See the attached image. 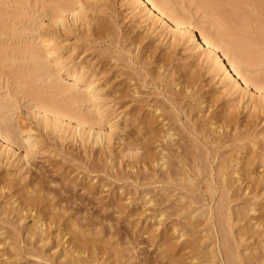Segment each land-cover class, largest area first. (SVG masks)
I'll list each match as a JSON object with an SVG mask.
<instances>
[{
	"label": "bare ground",
	"instance_id": "obj_1",
	"mask_svg": "<svg viewBox=\"0 0 264 264\" xmlns=\"http://www.w3.org/2000/svg\"><path fill=\"white\" fill-rule=\"evenodd\" d=\"M17 1L21 5V2L25 0ZM45 1L47 5L45 4L41 13L47 15L49 20L57 26V29L68 32L76 28L86 29L88 27L89 29L92 25L93 18L91 19L87 12L85 0ZM126 1H130L131 7L136 11L135 14H140V18L145 21L151 19L155 23H159L162 27L160 32H164L169 37L172 46L176 47L183 40L190 42V44L186 42L187 51L198 55L197 58H200L201 62L207 58L205 64H208V69L212 73L210 76L212 79L216 76L221 78L227 91L229 90L231 93L240 91L242 98H247L252 103H254V93H259L260 99L264 102V66L261 67L262 64L264 65V16L246 17L247 13H245L246 16L243 13L244 16H240L241 13L236 15L237 11H235L236 13L229 11L228 13L231 14L226 16L227 11L230 10V8L226 10L228 1L200 0L202 6L211 15L214 16L217 12H222L219 14V18L211 19V21L214 20L213 22L210 20L207 22L203 17H196L178 0ZM252 1L264 13V0ZM23 4L25 3L23 2ZM23 4L22 6H24ZM18 14L20 13L18 12ZM238 16L239 18H237ZM46 24V21L41 19L26 28L24 33L27 40L26 45L17 48L19 50L17 55L14 52H9L8 48H0V55L3 56L0 59L9 60V62L16 61L20 57L23 60L26 59L31 66L30 72L25 76V82L29 89L33 90L36 87L38 90L37 83H39L38 86L44 85L41 89L43 87L52 89L56 96H60L46 95L37 92V90L36 92L27 90L29 93L31 92L32 96L28 107L32 110L36 123L43 131H50L49 134L61 137L59 139H63L65 136L66 138H77V141L79 140L82 144L98 146L100 150L97 157L90 163L84 160L87 157H75L83 164L72 169L69 168L67 176H64L65 178L70 176V181L75 182V186L72 187L74 190L69 191L71 196H68L67 189L61 184L62 180H58L54 176L49 177L50 175L47 176L44 174L45 172L42 173L37 166H34V159L38 157V152H43L38 147H41L44 141L37 135L35 138L32 131L26 130L19 120L16 121L12 118L13 103L5 95L0 94V164L5 160L6 163L21 162L23 164L19 163L21 166L27 165L31 169L35 168V171L39 170V174L33 175V171L29 172L30 178L23 176L24 179H28L26 182H23L21 176L22 179L18 177L20 181L18 179L17 182L10 180V176H7L8 172L6 176L2 174L4 178L9 177L10 182L4 183V180L0 182V196L1 194L3 196L5 194L6 197L11 195L13 199L9 200V203L4 201L7 205H2L0 208V235L7 232L0 238V264H11L7 261L11 257L7 255L10 250L15 252L25 250L24 253L27 256L40 259L36 264H95L100 257L107 254L115 253V258L123 256L120 254L121 248H117L107 238L110 233L108 226L105 225L100 230H94L97 221H91L93 216L82 215L83 211L81 213L77 207L69 205L74 203L75 198L77 199L74 196L80 191L94 193L95 188L93 187L100 186V184L94 185L96 182H91L95 176L87 184L83 181L89 179L90 173L100 172V169L104 167L107 155L104 149L110 148L122 139L129 140L130 147H132L131 144H136L133 146L135 149L131 150L134 152L131 154L130 151L132 159L127 162L124 173L134 176L133 179L138 183H141L140 180L143 183L146 179H153L150 183L164 184L165 188H160L164 189L163 194L166 195L158 197V192L151 193L150 189L145 188L139 196L131 198L127 194L126 199L125 197L124 199L120 198L126 200L127 205L120 204L122 201H118L115 206L123 209L140 203L142 210H139L138 207V210L132 209L128 214L129 217L133 214H143L149 209V206L151 207L150 220H157L158 223L155 226L164 223L163 229H159L157 226L151 231L154 233L159 231V234L163 236L161 240H164V237L175 235L173 237H177L176 240L181 241V246L176 253L172 251L175 244L173 241L170 243V237L166 238L169 239V243L163 242L164 246L168 247H165L163 252H167V249L172 252L168 256L171 258L168 260L169 264H187V260H184L186 258H183L185 254L189 255L187 257V259L190 258L188 259L189 264H264V214L260 211V214L256 215L259 208L256 207L257 199L248 196L254 191V184H264V169L259 170L261 167L258 166L259 159L262 157L264 159V140L258 139V143L253 138H248L251 145L243 142L238 144L237 141L246 139L245 134L238 131L243 124H237L238 120L232 110L222 109L215 114L210 110L214 100L201 95V93L199 94V106H197L198 114L201 112L204 114L206 109H208L206 112L211 111L210 114H202L203 120L198 123L192 114L188 113V123L182 121L183 124H178L182 125L178 126L181 127L178 129L175 122L181 121L179 108L183 109L181 106L183 100L198 94L195 92L194 86L198 81L195 74L197 72H193L192 66L189 64L185 68L190 66L193 73L190 70L188 72L182 66L187 73L182 70L183 73L179 74L178 79L184 76L185 80H175L173 88H170V94L165 95V100L169 101L168 106H160L158 101L151 103V101L141 98V95H139L140 98L134 97L141 92L139 91L141 86L138 88L139 83H137L139 78L127 75L126 80H128L129 88L133 87L128 90L134 96L127 100L126 92L124 95L123 93L118 94L117 91L119 100L121 98V103L117 102V104L125 106L120 114H123V117L130 115V118H125V121L130 119L135 131L128 130L129 125L126 123L119 131L117 129L120 127L119 124L108 117L109 106L112 104L111 101L104 98L105 92L102 91L105 81L104 84L100 83L98 77L100 72L96 69L93 70L94 68L89 71L87 65L64 57L63 45L61 46L57 41V33L55 36L53 31L46 28ZM240 29L246 33L242 35ZM141 40L134 41V48H131L133 43L128 46L131 48L132 54L142 45ZM142 52L144 51L141 47L139 53L144 56L146 53ZM203 54L205 57L202 56ZM119 56L121 55L118 54ZM170 56L171 53L167 55L171 60L172 56ZM139 57L136 58L139 59ZM154 58L153 61H155ZM169 58L162 57L156 60L160 70L157 73L158 76L153 75L154 77L164 76L161 70L166 72L165 68L168 67ZM146 61L149 63L148 60ZM150 73L152 74V72ZM150 77L153 78V81L154 77ZM180 84L181 86L177 89L176 87ZM252 88L253 91H251ZM116 95L114 94V97ZM116 98L114 100L117 101ZM254 104L256 105V103ZM143 107L147 108L146 114L141 113ZM234 127L236 128L233 129ZM234 130L235 132L232 133ZM234 142H237L236 146L232 147ZM227 147L231 148H229L231 152L226 156L224 150L221 149ZM130 154L128 157H131ZM216 161L217 165L214 167L213 163ZM114 166L111 169H114ZM82 177L85 179L82 182H77ZM78 183L81 184V188L76 191ZM4 189H7L9 195ZM198 192L201 196L203 195L202 198L205 200L208 198L209 202L207 200L204 201L205 203H200L201 201L198 199L201 197L196 195ZM174 195L179 199L172 204L171 207L175 206L171 210L170 204L165 203L164 205V202L170 201L172 199L170 196ZM85 208L84 210H86ZM69 210L78 211L77 214H81L84 218L86 216L85 221L82 220L83 217H81V221L80 218L70 221L72 212ZM172 215L177 218L165 223L166 219ZM28 217L32 218L30 225L26 224L27 221L26 223L23 221ZM4 224H9L11 228L7 227L6 231ZM109 227L112 228V225ZM116 232L115 230L111 234L115 235ZM53 237L59 241L58 245H62L60 249L62 252L58 258H55L57 253H51V255L45 248ZM157 244H160L159 241ZM3 247H6L5 250ZM178 250L181 252L179 256L177 255ZM183 251H186L184 255ZM60 258L61 260H58Z\"/></svg>",
	"mask_w": 264,
	"mask_h": 264
},
{
	"label": "rangeland",
	"instance_id": "obj_2",
	"mask_svg": "<svg viewBox=\"0 0 264 264\" xmlns=\"http://www.w3.org/2000/svg\"><path fill=\"white\" fill-rule=\"evenodd\" d=\"M178 1L185 8L192 11L196 17L198 18L203 17L204 19H206L207 22L208 20L211 21V19L215 20V18L216 19L219 18L220 16L219 14L222 13V12L221 13L217 12L218 14L217 15L215 14L216 12L215 11L214 12L215 15L214 16L211 15L202 6L200 0H178ZM226 1L229 2L228 5L225 3L227 6L226 10L230 8V10L227 11L226 16L228 14H231L228 13L229 11H233V12L237 11V13L235 12L236 15H238V13H241L239 14L240 16L242 15V13L245 16L248 14L246 17L259 16V15L260 17L264 16L263 10L252 0H232V3H230L231 0L230 1L226 0ZM23 2L25 4H23ZM23 2H21L20 5V3L17 0H0V20H1L0 48H4V47L6 49L8 48L9 52L11 53L14 52L15 55H17L19 53L18 49L25 46L27 42L24 36L25 29L29 28L33 23L41 19L45 20L47 23L46 28L51 32L53 31L54 35L57 33L56 34L57 36L56 35L55 36L58 39L57 41L61 44V46L63 45L64 57H66L67 59L69 57V59L71 58L77 63H83L84 65H87L89 71L94 68L93 70L96 69V71L100 72V74L98 75L99 81L102 84L105 83L103 85L104 87L101 84V87L104 88L102 92L103 93L105 92L104 98H106V100L111 101L110 103L112 104V106H109L108 117L110 119H113L114 121H116V123L119 124L120 127L117 128L119 131H121V128L123 127V125H125V123L129 125L127 127L128 130H131L133 132L135 131V127L133 123L130 121V119L125 121V118H130V115L123 117V114H120V111L125 106H121L117 104V102L119 103L121 100V98L119 100V95H118L120 93H123L125 95L124 92H126V94H128L129 97L126 98L127 100L130 99L132 96H134L131 95L132 92L128 90L133 88V87L129 88L128 80H126V78H128L129 75L132 76L134 75V78L136 79L139 78L138 79L139 82L137 83L140 84L141 81V84L140 85L138 84V88L141 86L139 91H141L142 94L140 92L136 94V96L134 97H138V98L141 97L144 100L151 101V103H153V101L155 102L158 101V104L160 106H165V105L168 106L169 101L165 100V95L170 94L169 93L171 92L170 88L171 89L173 88L174 82L179 80H185L184 76L178 79L179 74L181 75L183 72L187 73L183 70L184 68L187 69L188 72L189 70L191 72L192 70L193 72L194 71L197 72L195 74L198 77V81L194 86H195V92L196 93L198 92V94H195L193 97H188L183 100L181 106H183L184 110L179 108L181 121L175 122V124H177L176 125L177 127L182 126V125H178L180 123L183 124L182 121L188 120V116H187L188 113H191L194 119L197 120L198 123L202 122L204 117L203 115L210 114L211 111L206 112V110L208 109L205 110L204 114L202 112L198 114L199 108L197 106H199V94L201 93V95H205L209 99L214 100L213 107H211L210 110L214 111L215 114H217L218 111L222 109L232 110V112L236 115V118L238 120L237 124L240 123L243 125L246 124L245 125L246 127L245 126L242 127L243 125H241L240 129H238V131H241V133L243 132L246 135V136L244 135L246 139H244V137L242 136L244 140L237 141L238 144H242L241 142H243L251 145V141L249 140L250 141L249 142L248 138L249 139L253 138L254 141L256 140L258 143H259L258 139L262 141L264 140V109H262L264 108L262 107V105H264V102L260 99L259 93H254L253 102L256 103L255 105L254 103H252V101H249L247 98L243 99L240 91H232V93L229 90L227 91V89H225V86L221 82V78L216 76V78L214 77V79H212V76H210L212 75V73L208 69L207 66L208 64H205L207 58L204 59V62L203 61L201 62L200 58L199 59L197 58L198 55L193 54V52H191L190 50H189L190 52L187 51L188 49L186 46H188L187 43L190 44V42H187L186 40L187 42L186 43L183 40L185 43L182 41L181 43H178L176 47L174 45L172 46L169 37L166 36L164 32L163 33L160 32L162 30V27L159 25V23H155L151 19L145 21L143 18H140L139 16L140 14L139 15L135 14L136 11H134L133 8L131 7L132 4L130 3V1L127 2L126 0H85L87 6V12L90 14V18L91 19L93 18L91 21L92 25H90L89 29L88 27L86 29L76 28L68 32L62 31L59 28L57 29V26L51 20H49L48 16L41 13L43 12V7L45 6V4L47 5V2L45 0H25ZM48 2H50V0ZM22 4L24 6H22ZM230 4H232V7H230ZM1 10L5 14V16L1 12ZM18 12L20 14L17 15ZM237 18H239V16ZM240 18H244V17H240ZM235 20L236 18L234 19V21ZM245 33L246 32L242 30V35H244ZM136 39L137 41L138 39H142L141 40L142 45L140 46V48L142 47V51H144L142 53L143 54L146 53L147 55L146 54H144V56L141 55L140 54L141 52L139 53L140 48L134 50L135 55L130 52V49L134 48L133 46H135L134 41H136ZM131 43H133V45ZM130 45H132L131 48L128 47ZM125 48H128L129 51L128 49ZM144 48H146L147 50L145 51ZM150 51L152 52L149 53ZM117 53L120 54L121 56L118 57ZM136 53L138 54L137 56ZM170 53L172 56V57L170 56L171 60L169 57H167V55ZM151 55L153 56V58L155 57L154 58L155 61H153ZM202 56L205 57V54H203ZM0 57L3 56L0 55ZM113 57L115 58L117 57V59L119 58L120 59L116 61L117 59ZM136 57L137 58L139 57V59H137ZM162 57H165L167 59L169 58L170 61L168 60L169 61L167 64L168 67L166 66L165 68L166 72L165 71L163 72L161 70V73H163L164 76H161L160 78H156L158 76L157 73L160 70V68L157 65L158 62L156 60H159ZM25 60H23V58L21 57L17 58L16 61L13 60V62L12 61L9 62V60L0 59V94L5 95L7 98H9V100H11V103H13L12 105L13 109L11 110L14 114L10 111V113H12V118L16 121L19 120L20 124L23 125L26 130L32 131L33 134H35V138L39 137L42 139V141H44L42 142L43 143L42 146L40 144L41 147H38L39 150L43 152L40 151L38 152L37 154L38 157L34 159V166H37V168H39V170L42 173L45 172L44 174H46L47 176L50 175L49 177L54 176L56 179L62 180L61 184L64 188L67 189L68 191L67 195L71 196L69 191L74 190L72 187L75 186V182L70 181V176L65 178L67 176V170L69 168L72 169L80 164H83L81 161L75 159L76 156L87 157L84 160L87 161L88 163L92 162L93 159L97 157L96 155H98V151L100 150V148H98V146L92 147L89 145H84L81 142H79V140L77 141V138L72 139L70 137L66 138L65 136L63 137V139H59L61 137L58 138L56 135L52 136V134H49L50 131L49 132L43 131L38 126V124L36 123L37 121L33 116L32 110L28 107V105L32 101L31 100L32 96L30 94L31 92L29 93L28 91L31 90L33 92V90H35L34 92H36L37 89L36 87L33 90L31 87H30L31 89H29V86L25 82V76L28 72H30L29 70H31L30 64H28L27 60L26 61ZM146 60H148L149 63ZM188 64L192 66L191 67L192 70L190 69V66H187L185 68V66ZM182 66L184 67L182 68ZM263 66L264 65L262 64L261 67ZM205 69L210 72H207ZM150 72H152V74ZM148 73H150V75H148ZM22 75L24 76V78ZM153 75H155L156 77H154ZM150 76L154 77L153 81H152L153 78H151ZM213 80H215L217 83ZM37 84L39 85V83ZM38 85L37 88L38 87L39 88L37 92H41L46 95L52 94L56 96L54 90L52 92V89L49 90L45 87H43L42 90L41 87L44 85L42 86H38ZM180 86L181 84L176 88L178 89ZM251 91H253V88L251 89ZM113 93L115 95L118 93L115 96L117 97L116 98L117 101L114 100L115 97ZM139 95L141 96L139 97ZM56 97H60V96L57 95ZM112 98L114 101L111 100ZM259 107L262 108L260 109ZM146 109L147 108L143 107L141 113L143 114L144 112V114H146L145 113L147 112ZM73 123L75 124V122ZM247 124L250 125L251 128ZM180 128L181 127H178V129ZM235 128L236 127H234L233 129ZM233 132H235V130L232 131V133ZM250 134L251 136L249 137ZM237 142L232 143V147H235ZM135 145L131 144L132 147H130L129 140L122 139L119 142L115 143L110 148L104 149V151L107 153L105 157L106 163L104 167L100 169V172L90 173V176L88 177L89 179L85 182L83 181V183L87 184V182L89 183V180L95 176L94 180H91V182H96L94 185L100 184V186L93 187L95 188L94 193H89L88 191H84V190L83 192L80 191L74 196L77 197V199L75 198L74 203L69 204V205H74V207H77V210H79L81 213L83 211L84 213H82V215L85 214L87 217L90 215L93 216V217L90 216L92 218L91 221H97L96 226H94V230L97 231L100 230V228H102L105 225L108 226V231L110 233L108 234L107 238H109L117 246V248L120 247L122 250V252H120V254L123 255L122 257L115 258L114 256L115 253H113V255L107 254L100 257L95 264H120V263L121 264H158V263L169 264L170 263L168 260H170L171 258H169L168 256L172 254V252L169 249H167V252L166 251L163 252L165 247H167V245L164 246L163 242L165 241L169 243L168 241L169 239L167 240L166 238H169L170 236L164 237V240L163 239L161 240L163 236L159 234V231L155 233L151 231L152 228H155L157 226H159V229L164 228L163 222L162 225L159 224L155 226L158 223L157 220L154 219L150 220L151 207L149 206L148 207L149 209H147L143 214H133L132 216L129 217L128 214L131 213L132 209L135 208L137 209L138 207L139 210L140 209L142 210V206L140 205V203L135 206L130 205L127 208H123V209H119L117 206H115L118 201H122L121 203L119 202L120 204L127 205L128 202L120 198L124 199L125 197L126 199L127 194H129L128 197L134 198L136 196H139L144 191L145 188L150 189L152 191L151 193L158 192L159 195L158 197H162L166 195L163 194L164 189H162L165 188L163 187L164 184L162 185V183L159 182L157 183L154 182L153 184L150 183V181H152L153 179H146V181L144 180L145 183L144 181L142 183V181L140 180L141 183H138L133 179L134 176H130L124 173L126 171L125 166L127 162L132 159L131 154L134 151L131 150L135 149L133 148V146ZM229 148L230 147H227L221 150H224L225 155L226 154L228 155V153L231 152V150L229 151ZM129 154L131 157H128ZM262 158H260L258 161V166L260 165L259 168L261 167L259 170L264 169V164H263L264 159ZM217 161L213 163L214 167L217 165ZM3 163H6V160L0 164V175H1L0 178L1 179L3 178L2 181L0 182H3V180L4 183L6 182L9 183L10 180L17 181L19 179L18 177L20 176L23 178L24 180L23 182H26L28 180V179L26 180V178H30L31 171H33L32 172L33 175L36 173L39 174L38 172L39 170H36L37 171L36 172L35 168L31 169L30 166L27 165L21 166L23 165L21 162H19L21 163V165L17 162H16L17 165L14 164V162H10L14 165L8 162L9 164L6 163L7 166L3 165ZM113 165H115L114 169H111ZM19 167H21L22 169L21 168L19 169ZM7 172H8L7 176H10V180L9 177L4 178ZM2 174L5 175L3 176ZM23 176L26 178L24 179ZM21 177L20 179H22ZM71 178L73 177L71 176ZM20 179L18 181H20ZM84 179L85 177H82V179L80 180L78 179L77 182H82V180ZM147 180L149 183L147 182ZM101 184H105L107 186L103 187ZM80 188H81V184L78 183L76 185L75 190L77 191ZM254 188L255 189H253L254 191L252 192V194L251 195L249 194L248 196L255 197L257 199L256 207L257 208L259 207L260 209L258 208L259 212L257 211L256 215L260 214V211L261 213L264 214V184L256 183L254 184ZM4 190L5 192L7 191V189ZM6 193H8L9 195L8 191ZM196 195L199 196L200 195L199 192L196 193ZM1 196H0L1 197L0 208H2V205L3 206L7 205V203L4 201H8L9 203L10 202L9 200L13 199L11 195H9V197H6L5 194L4 196L3 194H1ZM170 197L172 199L170 201L166 200L164 202V205L165 203H167V205L170 204L169 206L171 207L172 204H174V202H177L179 198L176 197V195ZM174 197H176V199H173ZM199 197L197 198H199L198 200L201 201L200 203H203L204 201L208 200L207 197L206 200L202 198L203 195L202 196L200 195ZM2 202L6 204L4 205ZM207 202H209V200ZM84 207H86L85 209L87 211L84 210ZM173 207H171L170 209L172 210ZM81 208L83 209L81 210ZM71 212H72L71 213L72 218H70V221H74L76 218L78 219L80 218L81 221V217H83L82 220L85 221L86 216L84 218V216H81V214H77L79 212L75 210H72ZM65 217L67 218V216ZM30 218L31 217H28V219H24L23 220L25 221L24 223H26L27 221L26 224L30 225L29 223H31L32 221V218L31 219ZM175 218H177V216L172 215L171 217H168V219H166L165 223ZM4 225H6L5 228L6 231L8 228L9 229L11 228L9 224H4ZM110 225H112V228L109 227ZM115 230L117 232L115 233V235L114 234L112 235L111 233H114ZM4 234L6 235L7 232ZM4 234L0 235V238ZM173 236L170 237V243H172L173 241V244H175V248H173L172 251L173 253H176L177 249L181 246V241L180 240L177 241L176 240L177 237L174 238ZM51 240L50 242H48V244L45 247L47 248L46 251H48L50 254L57 253L56 257L54 255L53 256L55 258H58L59 254L62 252L60 250L62 245H58L59 241L56 240L54 237ZM158 241L162 246L160 244L159 245L157 244ZM5 248L6 247H3V250H5ZM168 250L171 253H169ZM24 251L22 250L21 251L22 253L20 251L15 252L14 250L8 251L7 255L8 257L10 256L11 257L7 261H9L11 264H29V263L36 264L37 262H39L40 259H37L32 256H27L26 253H24ZM185 252L186 251H183V255ZM180 253H181L180 250H178L177 255L179 256ZM188 256L189 255L185 254L183 257L186 258L184 260H187L186 261L187 264H189L188 259H190V258L187 259ZM58 260H61V258Z\"/></svg>",
	"mask_w": 264,
	"mask_h": 264
}]
</instances>
